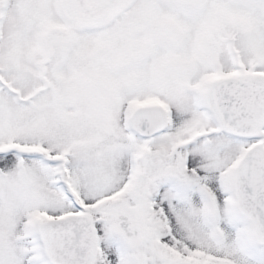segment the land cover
<instances>
[{"label":"snow or ice","instance_id":"6c2138e0","mask_svg":"<svg viewBox=\"0 0 264 264\" xmlns=\"http://www.w3.org/2000/svg\"><path fill=\"white\" fill-rule=\"evenodd\" d=\"M0 264H264V0H0Z\"/></svg>","mask_w":264,"mask_h":264}]
</instances>
